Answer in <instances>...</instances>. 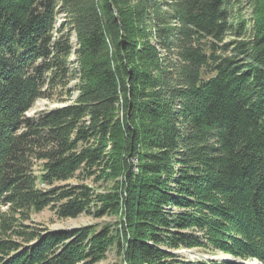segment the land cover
Instances as JSON below:
<instances>
[{"label": "trees", "instance_id": "16d2710c", "mask_svg": "<svg viewBox=\"0 0 264 264\" xmlns=\"http://www.w3.org/2000/svg\"><path fill=\"white\" fill-rule=\"evenodd\" d=\"M237 3L0 0V206L34 211L55 193L35 189L33 159L47 184L81 165L125 175L124 199L98 200L99 216L122 211L114 241L108 229L26 234L1 214L0 264H91L108 241L125 264H233L174 253L200 247L264 264V0L248 27ZM72 53L76 99L26 117ZM81 190L62 216L92 202Z\"/></svg>", "mask_w": 264, "mask_h": 264}, {"label": "rangeland", "instance_id": "374dc122", "mask_svg": "<svg viewBox=\"0 0 264 264\" xmlns=\"http://www.w3.org/2000/svg\"><path fill=\"white\" fill-rule=\"evenodd\" d=\"M238 3L234 4L232 9V17L236 20L242 19L249 26V22L253 19L252 13L250 12V2L251 0H237ZM235 2V0H234ZM240 9V10H238ZM251 13V14H250ZM63 20V15H58L56 17L55 26ZM233 33L230 32L227 34L225 42H229L230 39H233ZM235 39V38H234ZM77 41L75 36L72 34L70 36V44L72 51L77 47ZM68 72L66 78L57 79L53 84V88L48 91L46 94L38 97L32 104L29 110L26 111V117H35L39 112H47L56 108L68 106L76 99L79 94V65L77 61V55L74 53L70 54L67 59ZM120 120L123 117V113L119 110L118 114ZM110 144H108V149ZM122 158H125L122 155ZM128 159L132 167V171L137 172V158H125ZM33 175L35 176V189L44 191L47 193L49 190H55L54 194L48 195L46 198V204L38 208V210H24L13 208L10 205H1L0 206V215L5 214L9 216L13 221L11 222L12 228H19L18 231L26 232V234L35 232V233H49L55 231H73L77 229L90 228V236H93L100 232L102 229H108L110 232V238L112 241L115 239L116 229L119 226V219H123L122 211H118L117 214L106 212L105 214L99 216L98 210L100 208L99 198L102 195L107 193H114L116 189L120 192V199H124L125 192L123 190V182L125 180L124 174H118L116 177L109 176L111 171L109 168H104V164L101 166H95L90 172L85 171L83 165L77 168L69 176L53 180L51 183H45L41 181V174L43 173L42 163L43 160L33 159ZM120 181V184H115L117 181ZM85 187L89 189L90 198L92 202L78 215L64 217L60 213V206L66 200V194L68 192L69 196H74L72 194H80L81 188ZM73 192V193H69ZM2 218V217H1ZM0 224H2V219H0ZM13 230L3 231V238H8L7 240L21 241L22 234L18 232L12 233ZM6 241V240H5ZM83 250V249H82ZM85 251L83 250V253ZM82 253V254H83ZM174 253L182 256L185 260H216L222 262H229L233 264L244 263L245 261L256 262L261 264L254 258H236L228 252L215 250L209 251L202 247L200 248H190V249H179ZM87 253H84L86 257ZM96 261L91 262V264H125L121 260L120 255L116 253V247L114 243L107 242L105 249L102 251V254L99 253L96 256ZM230 259V260H227ZM87 260V257H86ZM238 261V262H236ZM88 264V262H87Z\"/></svg>", "mask_w": 264, "mask_h": 264}, {"label": "bare ground", "instance_id": "6f19581e", "mask_svg": "<svg viewBox=\"0 0 264 264\" xmlns=\"http://www.w3.org/2000/svg\"><path fill=\"white\" fill-rule=\"evenodd\" d=\"M244 264H257V263L256 262H249V261L247 262V261H245Z\"/></svg>", "mask_w": 264, "mask_h": 264}, {"label": "water", "instance_id": "95a60500", "mask_svg": "<svg viewBox=\"0 0 264 264\" xmlns=\"http://www.w3.org/2000/svg\"><path fill=\"white\" fill-rule=\"evenodd\" d=\"M227 260H230V259H227ZM236 262H238V261H236ZM238 264H244V263H242V262H241V263H239V262H238Z\"/></svg>", "mask_w": 264, "mask_h": 264}]
</instances>
